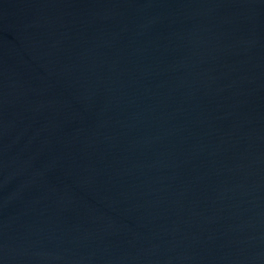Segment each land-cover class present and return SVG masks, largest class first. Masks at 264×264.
<instances>
[{
	"label": "water",
	"instance_id": "water-1",
	"mask_svg": "<svg viewBox=\"0 0 264 264\" xmlns=\"http://www.w3.org/2000/svg\"><path fill=\"white\" fill-rule=\"evenodd\" d=\"M0 264H264V0H0Z\"/></svg>",
	"mask_w": 264,
	"mask_h": 264
}]
</instances>
